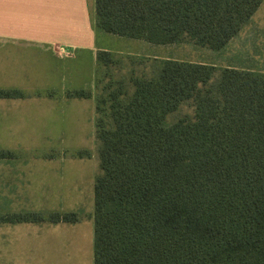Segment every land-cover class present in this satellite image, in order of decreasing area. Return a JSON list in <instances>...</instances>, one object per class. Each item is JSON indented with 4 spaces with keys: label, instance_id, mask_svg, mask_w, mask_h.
Listing matches in <instances>:
<instances>
[{
    "label": "trees",
    "instance_id": "trees-1",
    "mask_svg": "<svg viewBox=\"0 0 264 264\" xmlns=\"http://www.w3.org/2000/svg\"><path fill=\"white\" fill-rule=\"evenodd\" d=\"M261 1L95 0V11L106 33L220 49ZM210 75V65L166 59L126 102L110 92L113 126L97 124L93 264H264V72L223 68L218 96H195L192 122L164 123Z\"/></svg>",
    "mask_w": 264,
    "mask_h": 264
},
{
    "label": "crops",
    "instance_id": "crops-1",
    "mask_svg": "<svg viewBox=\"0 0 264 264\" xmlns=\"http://www.w3.org/2000/svg\"><path fill=\"white\" fill-rule=\"evenodd\" d=\"M124 38L142 44L104 32L95 0H0V91L10 93L0 96V216L42 217L0 220V264L42 262L51 239L59 257L74 258L82 244L93 261L101 170L84 152L94 146L97 52L129 53L106 44ZM54 213L76 219L49 220Z\"/></svg>",
    "mask_w": 264,
    "mask_h": 264
},
{
    "label": "rangeland",
    "instance_id": "rangeland-1",
    "mask_svg": "<svg viewBox=\"0 0 264 264\" xmlns=\"http://www.w3.org/2000/svg\"><path fill=\"white\" fill-rule=\"evenodd\" d=\"M260 4L257 13L243 23L231 40L220 49H212L187 37L163 47L144 45L143 41H147L144 37L137 38L142 43L138 42L137 45L131 44L126 38L120 42L107 41L106 44H110L109 46L116 48L115 50L130 52L115 55L107 50L97 52L98 78L95 86L94 146L90 144L91 152H84V154H91L89 158L93 164L98 163V171L100 169V142L97 139L99 129L97 124L101 120L103 128L109 129L113 126L109 110L110 92H119V100L122 103L126 102L133 93V83L136 79H156L158 77L162 62L166 60L160 56L166 55L169 59L180 61H200L211 66L210 77L204 82H199L192 96L182 100L174 111L166 115L164 119L166 125H171L179 119L192 122L195 119V96L209 91L217 97V85L223 68L234 67L264 72V0ZM58 233L55 231L51 233V236ZM33 241L29 238L27 242L33 243ZM54 244L53 239L47 242L44 247L46 254L42 262L29 264H93L92 257L86 253L88 248H84V245H80L79 255L74 258H63L57 255V248Z\"/></svg>",
    "mask_w": 264,
    "mask_h": 264
}]
</instances>
